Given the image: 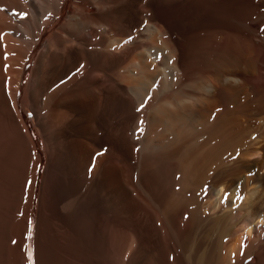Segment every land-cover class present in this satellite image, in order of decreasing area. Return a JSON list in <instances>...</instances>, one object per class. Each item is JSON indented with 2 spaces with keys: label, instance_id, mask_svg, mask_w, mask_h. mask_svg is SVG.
I'll use <instances>...</instances> for the list:
<instances>
[{
  "label": "bare ground",
  "instance_id": "obj_1",
  "mask_svg": "<svg viewBox=\"0 0 264 264\" xmlns=\"http://www.w3.org/2000/svg\"><path fill=\"white\" fill-rule=\"evenodd\" d=\"M0 264H264V0H0Z\"/></svg>",
  "mask_w": 264,
  "mask_h": 264
},
{
  "label": "snow or ice",
  "instance_id": "obj_2",
  "mask_svg": "<svg viewBox=\"0 0 264 264\" xmlns=\"http://www.w3.org/2000/svg\"><path fill=\"white\" fill-rule=\"evenodd\" d=\"M26 15V14H25Z\"/></svg>",
  "mask_w": 264,
  "mask_h": 264
}]
</instances>
